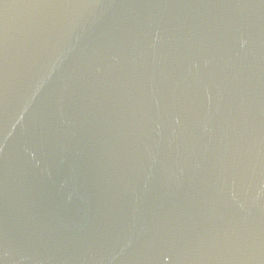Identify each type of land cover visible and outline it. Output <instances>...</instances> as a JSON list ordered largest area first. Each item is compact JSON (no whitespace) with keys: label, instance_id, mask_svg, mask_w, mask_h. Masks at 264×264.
<instances>
[{"label":"water","instance_id":"obj_1","mask_svg":"<svg viewBox=\"0 0 264 264\" xmlns=\"http://www.w3.org/2000/svg\"><path fill=\"white\" fill-rule=\"evenodd\" d=\"M0 264H264V0H0Z\"/></svg>","mask_w":264,"mask_h":264}]
</instances>
